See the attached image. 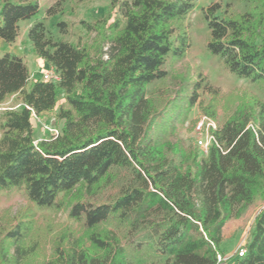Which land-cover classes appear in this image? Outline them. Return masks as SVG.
I'll use <instances>...</instances> for the list:
<instances>
[{
	"label": "trees",
	"instance_id": "obj_1",
	"mask_svg": "<svg viewBox=\"0 0 264 264\" xmlns=\"http://www.w3.org/2000/svg\"><path fill=\"white\" fill-rule=\"evenodd\" d=\"M251 1L242 14L230 12L229 5L206 8L205 49L228 73L257 84L264 83V0ZM193 3L110 0L109 11L116 9L124 26L105 29L106 19L84 24L103 40L94 59L84 47L54 40L35 21L27 39L34 55L59 73L56 84L31 81L21 58L0 56V105L11 97L19 102L17 109L0 113V192L23 190L38 209L69 206V217L88 232L89 247L79 240L55 244L51 256L36 264H130L119 238L99 232L112 217L154 245L159 261L136 264H216L225 223L264 198L262 105L235 110L212 132L215 142L198 161H176L148 136L154 108L147 87L165 77L167 59L180 60L190 49L184 21ZM38 11L36 0H1L0 40L13 44L20 23ZM198 77L193 93H215ZM58 92L67 105L57 112L61 133L34 143L31 118L54 110ZM113 168L130 175L111 204L92 206L74 196L93 193ZM28 230L19 222L0 238V264H24L34 254V244L23 245ZM226 264H264V208L254 218L243 255Z\"/></svg>",
	"mask_w": 264,
	"mask_h": 264
},
{
	"label": "rangeland",
	"instance_id": "obj_2",
	"mask_svg": "<svg viewBox=\"0 0 264 264\" xmlns=\"http://www.w3.org/2000/svg\"><path fill=\"white\" fill-rule=\"evenodd\" d=\"M36 1L39 11L32 20L43 22L54 40L63 39L75 46L84 47L90 59L98 56L103 40L96 31L85 30L84 24L106 19L105 29L117 23L118 30L124 26V19L117 10L109 11L110 0ZM213 4L229 5L230 12L242 14L250 10L252 1L194 0L193 8L184 21L191 38L190 49L180 60L167 59L163 66L165 77L151 83L146 91L154 108V118L148 136L163 146L166 156L176 161H179L181 156H195L197 161L206 156L196 144L198 136L194 130L201 117L210 120L217 129L239 108H245L252 103L264 107V83H251L231 75L205 49L208 31L204 13L206 8ZM30 22L31 20L19 25L18 36L10 46L28 65L37 62L27 39ZM60 23L64 25L63 32L58 29L57 25ZM110 33L106 31V34ZM5 47L7 46L0 44V53ZM49 68L50 66L46 69ZM199 74L209 82L215 93H209L203 88L193 93V85L198 81ZM61 94H57L54 110L31 118L32 138L36 143L51 138L48 129H58L61 132L63 121L58 119L57 112L59 108H67ZM193 95L196 96L195 102L189 107L188 100ZM18 106L17 99L11 97L0 105V113L6 109H17ZM129 175L125 169L113 168L107 179L93 193L87 195L80 191L74 196L92 206L111 204L121 188L128 183ZM60 198L61 196L57 200ZM263 208L264 198L259 197L239 218L230 219L225 223L219 248L221 261L218 264H226L238 248L246 244L254 218ZM68 212L69 206L66 205L50 210L38 209L28 203L23 190L0 192V238L19 222L28 224L29 230L23 245L34 244L36 251L24 264H36L49 258L55 244L79 240L89 247L88 232L82 222L72 220ZM99 232L103 235L112 233L119 238L124 256L130 264L159 261L154 245L151 242H142L139 235H130L127 226L117 218L112 217L102 223Z\"/></svg>",
	"mask_w": 264,
	"mask_h": 264
},
{
	"label": "built area",
	"instance_id": "obj_3",
	"mask_svg": "<svg viewBox=\"0 0 264 264\" xmlns=\"http://www.w3.org/2000/svg\"><path fill=\"white\" fill-rule=\"evenodd\" d=\"M33 78L32 75H29V80ZM39 81L53 83L56 84L60 81L59 73L50 66L49 69H45L40 75ZM35 117V116H33ZM195 133L198 136V140L196 142L197 146L202 149L204 154H207L209 147L215 142L212 132L216 130L215 126L212 124L210 120L205 117H201L200 120L196 123ZM49 136L51 138H56L60 135V131L58 129H48ZM36 143V141H34ZM244 253V246L238 248L236 254L241 257ZM221 257L217 255V263H220Z\"/></svg>",
	"mask_w": 264,
	"mask_h": 264
},
{
	"label": "crops",
	"instance_id": "obj_4",
	"mask_svg": "<svg viewBox=\"0 0 264 264\" xmlns=\"http://www.w3.org/2000/svg\"><path fill=\"white\" fill-rule=\"evenodd\" d=\"M36 18V16H35ZM33 18V19H35ZM35 22V20H31L28 28ZM23 23V22H22ZM21 24V23H20ZM28 31V30H27ZM0 44H4L5 46V49L0 53V56L3 55V54H12V55H15L19 58L22 59V61L24 62L25 64V60L23 59L22 56H20L19 54H17L16 52L12 51V48L10 47L12 44H6L4 43L3 41L0 40ZM35 58L37 59V62H32L30 65L28 64H25L28 68V72L32 73V76H33V79L31 81H35V80H39L40 78V75L42 74V72L44 71V69H46L47 67H49V65H47L44 61L38 59L36 56ZM31 75V74H29ZM62 93V92H60ZM63 96V93L61 94ZM64 102V101H63ZM61 103V102H60Z\"/></svg>",
	"mask_w": 264,
	"mask_h": 264
}]
</instances>
